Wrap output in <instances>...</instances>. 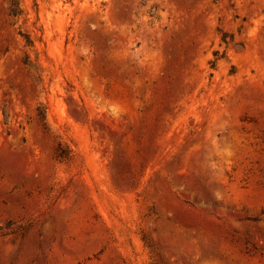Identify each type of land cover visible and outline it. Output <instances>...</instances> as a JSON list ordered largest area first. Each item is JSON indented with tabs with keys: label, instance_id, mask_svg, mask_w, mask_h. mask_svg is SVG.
Wrapping results in <instances>:
<instances>
[{
	"label": "rangeland",
	"instance_id": "1",
	"mask_svg": "<svg viewBox=\"0 0 264 264\" xmlns=\"http://www.w3.org/2000/svg\"><path fill=\"white\" fill-rule=\"evenodd\" d=\"M0 264H264V0H0Z\"/></svg>",
	"mask_w": 264,
	"mask_h": 264
}]
</instances>
